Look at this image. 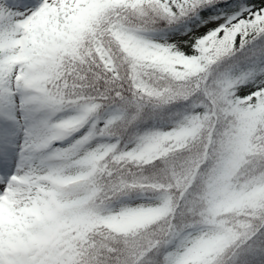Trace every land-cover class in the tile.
<instances>
[{"label":"snow or ice","instance_id":"1","mask_svg":"<svg viewBox=\"0 0 264 264\" xmlns=\"http://www.w3.org/2000/svg\"><path fill=\"white\" fill-rule=\"evenodd\" d=\"M0 264H264V0H0Z\"/></svg>","mask_w":264,"mask_h":264}]
</instances>
